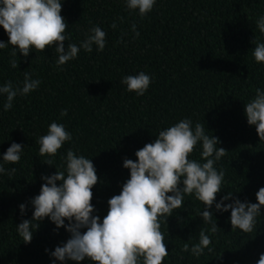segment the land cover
<instances>
[{
  "label": "trees",
  "instance_id": "1",
  "mask_svg": "<svg viewBox=\"0 0 264 264\" xmlns=\"http://www.w3.org/2000/svg\"><path fill=\"white\" fill-rule=\"evenodd\" d=\"M61 15L71 36L65 45L79 43L91 25L107 32V45L103 52L95 47L91 53L81 50L62 71L55 67L54 47L38 55L33 51L27 58L18 53L16 69L9 63L11 46L0 50V84L22 82L24 71L42 81L29 96L17 97L7 112L0 97V154L12 142L25 147L19 163L5 165L16 171L0 175V264H51L45 249L54 250L70 238L47 218L30 243L16 231L23 219L32 218L31 205L22 217L19 204L39 194L43 174L57 171L44 162L47 157L38 156L36 143L54 120L65 124L73 142L58 150L53 164L63 170L68 148L92 159L98 182L91 203L101 220L108 212L107 201L119 195L130 178L123 160L136 161L137 150L185 117L204 124L209 135L219 138L217 146L227 151L216 165L225 172L226 187L217 200L230 191L242 202H258L256 193L264 187V141L247 123L245 103L257 88L264 89V64H257L252 55L255 41L264 42L255 23L264 15V0H157L144 19L126 10L122 0H63ZM114 21L116 29L110 27ZM133 23L139 37L133 38ZM0 41H8L2 26ZM141 70L153 80L144 96H136L120 80ZM62 109H68V115L61 118ZM192 158L200 159L198 148ZM202 210L200 201L186 196L184 206L162 224L169 252L163 264H257L264 253V207L256 229L244 234L232 231L230 210L220 213L213 206L218 230L208 233L212 251L206 249L196 258L190 249L200 231L211 227L199 216Z\"/></svg>",
  "mask_w": 264,
  "mask_h": 264
},
{
  "label": "clouds",
  "instance_id": "2",
  "mask_svg": "<svg viewBox=\"0 0 264 264\" xmlns=\"http://www.w3.org/2000/svg\"><path fill=\"white\" fill-rule=\"evenodd\" d=\"M62 3L63 0H0V26L8 36L7 42L0 41V50L11 46L9 63L13 69L18 68V53L27 58L31 52L38 55L46 47H54L55 67L61 71L68 62L78 59L81 50L87 53L94 47L97 52L105 50L107 32L99 25H91L79 43L65 45L71 36L61 15ZM122 3L126 10L144 19L153 11L157 0H122ZM120 19L122 22L123 18ZM255 23L259 33L264 35V15ZM110 27L116 29L118 25L114 21ZM131 31L133 38L139 37L135 23ZM123 35L126 33L122 32L121 42ZM252 55L257 64H264V42L255 41ZM32 77L33 73L24 71L22 82L14 84L9 80L0 84L4 112L14 107L17 97L29 96L40 87L42 81ZM152 80L151 74L141 70L122 76L120 83L126 86L127 92L144 96ZM67 115L68 109H62L60 117ZM245 115L247 123L255 126L260 141H264V89L257 88L254 98L245 103ZM208 133L204 124H194L191 118L185 117L160 130L152 143L137 150L136 161L125 158L123 167L130 171V178L122 185L120 194L107 201L108 212L101 220L91 203L92 188L98 182L97 169L92 159L68 148L60 166L63 170H58L52 158L65 143L73 142V135L65 124L52 121L46 134L39 136L36 143L38 156L47 157L44 162L55 166L57 171L43 174L39 194L28 203L19 204L22 217L27 214L29 204L32 208V218L23 219L16 226L19 237L30 243L34 230L47 218L56 231L64 228L70 234V238L54 250L45 249L52 258L51 264H69L70 261L76 264L83 261L89 264H163L169 252L162 224L184 206L186 196H193L202 203L199 216L203 223L211 225L200 231L198 243L191 247L194 257L204 255L206 249L212 251L208 233L214 235L218 230L210 211L213 206L220 213L230 210L232 231L252 233L264 207V187L256 193L257 203L242 202L230 191L217 200V194L226 187L225 172L216 165L227 151L217 146L218 137ZM24 148L21 143L12 142L0 154V175L16 171L15 167L5 165L19 163ZM197 148L200 159L192 158ZM84 229L86 231H82ZM183 251H189L187 244ZM257 264H264V253Z\"/></svg>",
  "mask_w": 264,
  "mask_h": 264
}]
</instances>
